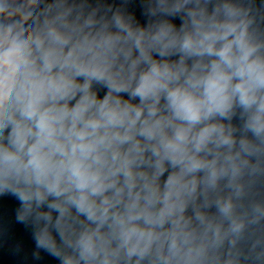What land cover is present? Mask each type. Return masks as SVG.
Here are the masks:
<instances>
[{
	"label": "clouds",
	"instance_id": "clouds-1",
	"mask_svg": "<svg viewBox=\"0 0 264 264\" xmlns=\"http://www.w3.org/2000/svg\"><path fill=\"white\" fill-rule=\"evenodd\" d=\"M139 7L0 0V196L35 261L264 264V0Z\"/></svg>",
	"mask_w": 264,
	"mask_h": 264
},
{
	"label": "water",
	"instance_id": "water-1",
	"mask_svg": "<svg viewBox=\"0 0 264 264\" xmlns=\"http://www.w3.org/2000/svg\"><path fill=\"white\" fill-rule=\"evenodd\" d=\"M132 10L143 22L139 0H132ZM17 206L18 202L14 197L0 196V264H56V261L43 252L41 260H33L35 244L30 229L15 222ZM16 244L21 246L19 253L14 252Z\"/></svg>",
	"mask_w": 264,
	"mask_h": 264
}]
</instances>
